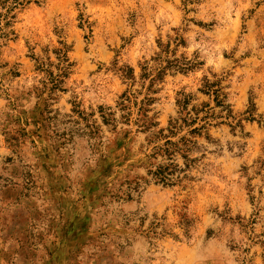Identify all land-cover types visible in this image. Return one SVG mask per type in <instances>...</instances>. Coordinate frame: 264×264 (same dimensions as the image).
Wrapping results in <instances>:
<instances>
[{"label":"rangeland","instance_id":"374dc122","mask_svg":"<svg viewBox=\"0 0 264 264\" xmlns=\"http://www.w3.org/2000/svg\"><path fill=\"white\" fill-rule=\"evenodd\" d=\"M20 2L0 38V264H264V0ZM184 58L154 86L159 125L125 123L143 67ZM181 93L215 118L165 184L155 134Z\"/></svg>","mask_w":264,"mask_h":264},{"label":"trees","instance_id":"16d2710c","mask_svg":"<svg viewBox=\"0 0 264 264\" xmlns=\"http://www.w3.org/2000/svg\"><path fill=\"white\" fill-rule=\"evenodd\" d=\"M22 4L23 2H20V0H0V38H8L13 34L8 28L16 17L14 11ZM175 41L177 45L183 43L181 38H176ZM169 45H160L163 49L158 54L157 60L162 58V53L168 52ZM180 60L175 59L174 63L167 60L166 65L157 67L155 73H151L152 71H149L147 66L143 67L141 79L143 80V88H146L144 97L141 100H138V97H136L135 101L132 102L131 97L127 94V90L121 96V101L119 102L120 108L126 110V113L122 115L125 123L136 125L138 131H150L159 125L155 121V116L149 115L150 106L156 100L152 96V94L157 92V89L154 87L155 84L163 80L169 69L174 68L175 71L188 72L197 65L194 61H187L185 58L182 61ZM123 72L124 78L129 80L131 85L136 82L133 68L127 67V70ZM55 82H58V80H55ZM54 84V88H58V84ZM221 89L220 81H211L205 77L201 91L214 97L216 104L222 106V109L226 111L225 117L235 121L236 124L233 126L235 127L240 121H236L231 109L224 103ZM191 98V96L181 93V97L176 101L178 115L171 117L168 126L158 130L155 134L157 140H165L163 143L156 145L155 149L158 153L172 160V162L157 166L158 168L154 171L155 177L165 184H172L175 179L180 177L178 173L185 172L199 159V157H192L193 150L199 148L196 137L204 135L207 139L211 140L209 127L212 124L210 120L215 118V114L210 112V108H206L209 106L208 104L201 108L195 105L189 108ZM132 106L136 107L135 110L132 109ZM102 117L105 123L112 124L114 128L117 127V120L114 117L110 118L104 114H102ZM165 130L168 132L164 133ZM184 131L186 132L182 134ZM171 137H177L176 141H173ZM178 155L183 158L185 168L180 167L176 163Z\"/></svg>","mask_w":264,"mask_h":264}]
</instances>
